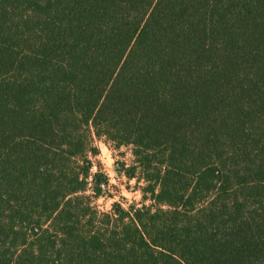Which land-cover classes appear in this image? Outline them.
<instances>
[{
    "label": "trees",
    "instance_id": "obj_1",
    "mask_svg": "<svg viewBox=\"0 0 264 264\" xmlns=\"http://www.w3.org/2000/svg\"><path fill=\"white\" fill-rule=\"evenodd\" d=\"M0 264H264V0H0Z\"/></svg>",
    "mask_w": 264,
    "mask_h": 264
},
{
    "label": "rangeland",
    "instance_id": "obj_2",
    "mask_svg": "<svg viewBox=\"0 0 264 264\" xmlns=\"http://www.w3.org/2000/svg\"><path fill=\"white\" fill-rule=\"evenodd\" d=\"M94 146L98 149L96 156L90 155L93 163L92 173H102L109 179L107 194L95 201V206L100 211H109L115 202L128 208L130 205L142 206L143 194L136 180L129 181L121 173V165L131 166L134 161L130 147L115 149L113 145H107L103 140L95 139ZM89 194H92L89 192ZM146 204H149L147 202Z\"/></svg>",
    "mask_w": 264,
    "mask_h": 264
}]
</instances>
